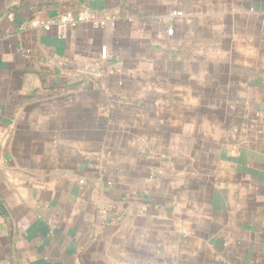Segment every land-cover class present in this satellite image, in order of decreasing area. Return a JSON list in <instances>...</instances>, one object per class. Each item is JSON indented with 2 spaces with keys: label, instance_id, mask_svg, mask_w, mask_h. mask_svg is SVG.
<instances>
[{
  "label": "crops",
  "instance_id": "1",
  "mask_svg": "<svg viewBox=\"0 0 264 264\" xmlns=\"http://www.w3.org/2000/svg\"><path fill=\"white\" fill-rule=\"evenodd\" d=\"M0 264H264V0H0Z\"/></svg>",
  "mask_w": 264,
  "mask_h": 264
},
{
  "label": "built area",
  "instance_id": "2",
  "mask_svg": "<svg viewBox=\"0 0 264 264\" xmlns=\"http://www.w3.org/2000/svg\"><path fill=\"white\" fill-rule=\"evenodd\" d=\"M93 15L90 14L88 11H80V12H66L60 14L54 19L47 20L43 23L39 21H33L32 25L39 26L41 25L42 28L46 31L50 30L51 28L56 29V33L59 37H64L67 33L68 28L75 27L79 24L92 20ZM168 34H172V29H168ZM107 45H101L99 48L100 57L105 59L107 56Z\"/></svg>",
  "mask_w": 264,
  "mask_h": 264
}]
</instances>
